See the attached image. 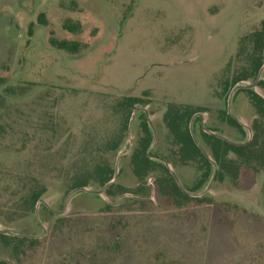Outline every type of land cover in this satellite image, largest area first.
I'll return each mask as SVG.
<instances>
[{
    "label": "rangeland",
    "instance_id": "374dc122",
    "mask_svg": "<svg viewBox=\"0 0 264 264\" xmlns=\"http://www.w3.org/2000/svg\"><path fill=\"white\" fill-rule=\"evenodd\" d=\"M263 24L264 0H0V230L41 235L29 196L40 190L49 206L39 207L47 234L20 253V264H264V168L246 167L238 181L216 175L209 193L183 192L202 202L177 205L158 193L162 170L142 182L135 174L133 155L149 134L143 114L129 139L134 111L146 109L156 134L151 154L173 161L185 192H203L213 172L203 189L189 192L203 166L177 157L166 115L191 107L206 129L248 142L250 132L222 112L244 66L241 40ZM261 81L264 73L254 91L264 98ZM130 98L139 103L130 107ZM230 111L254 136L257 114L245 92L234 94ZM98 168L112 179L118 170L113 185L127 193L97 199L80 192L58 214L72 191L104 187ZM140 186L147 194L131 193ZM0 257L17 264L1 243Z\"/></svg>",
    "mask_w": 264,
    "mask_h": 264
},
{
    "label": "trees",
    "instance_id": "16d2710c",
    "mask_svg": "<svg viewBox=\"0 0 264 264\" xmlns=\"http://www.w3.org/2000/svg\"><path fill=\"white\" fill-rule=\"evenodd\" d=\"M52 44L60 49H64L70 52H75L78 50L77 44L69 45L66 42H56L52 40ZM264 24L260 30L255 31L247 36H245L240 43L239 52L237 55L238 60H242L244 63L242 73L237 75L235 79L230 83L227 90L232 89L235 85L242 83L250 79H256L258 72L264 65ZM260 86H264V82L261 81ZM245 92L254 107L257 114V119L254 122L253 139L245 145H234L225 140L219 139L204 132L203 128L200 127L201 137L199 142L203 148L207 151L210 157L217 163V179L222 178L225 174L229 175L234 181H238L241 177L242 170L246 167L250 169L258 170L264 168V98L258 95L254 90H239ZM130 107H134L139 103L138 99L130 98V100L125 101V104ZM124 103L122 105H125ZM196 109L191 107L185 108H171L166 115V122L169 129L174 137L175 145L178 146L177 157L183 162H199L203 167L201 169L200 180L197 185L189 192L197 193L206 185L213 172V165L211 162L203 155L198 146L195 144L190 129L189 122L192 116L197 113ZM224 120L228 122L233 127H236L240 132L246 135V130L242 125H240L235 119H233L228 112L225 110L222 112ZM197 122H200L197 119ZM145 131L148 134L147 137L141 140L142 149L145 151L140 153H135L134 164H135V174L138 179L142 182L145 181L146 176H148L153 171L160 169L165 175L164 180L160 181L158 184V193L160 196H170L177 203L178 200L183 199L187 201H199L202 202L203 199H194L182 192L178 187L174 178L170 174L168 168L164 163L156 160H151L146 150L152 142V134L149 131V127L146 122H144ZM217 133V130L211 129ZM170 164L173 161L166 160ZM97 174L100 175V184L105 186L108 182L112 180V172L104 168H98ZM247 178L245 182H248ZM84 187H87L86 185ZM74 188L72 187V190ZM148 188L146 186H140L131 193L134 194H147ZM42 191H35L29 196L31 205H35L42 197ZM108 196L114 197L115 195L127 193L125 189L121 188L117 184L110 186L106 191ZM100 199V196H95ZM106 209H112V207L106 204ZM46 211V208H44ZM52 214L51 212L47 211ZM54 215V214H52ZM64 226L69 224L68 219L64 218ZM70 225V224H69ZM112 226H115L114 224ZM62 228V227H61ZM58 228L59 230L61 229ZM112 230V229H111ZM117 228L114 227L110 231L111 238H115L120 234V230L116 231ZM116 231V232H115ZM43 240L38 239H27L19 238L14 236H9L0 233V243L3 246L11 247L13 253L15 254V260L17 264H20V253H28V251L33 250L37 243H42ZM0 264H8L0 260Z\"/></svg>",
    "mask_w": 264,
    "mask_h": 264
},
{
    "label": "water",
    "instance_id": "95a60500",
    "mask_svg": "<svg viewBox=\"0 0 264 264\" xmlns=\"http://www.w3.org/2000/svg\"><path fill=\"white\" fill-rule=\"evenodd\" d=\"M263 73H264V65H263L262 68L260 69V71H259V73H258V76H257L256 80H255L252 84H250V85H246V86H243V85H240V84L235 85V86L233 87L231 93H230L229 100H228V109H227L228 114H229L233 119H235L240 125H242L245 129H247V130L250 132V134H251V137H250V139L248 140V142H245V143H235V142H232L231 140H229L228 138H226V137H224V136H221V135L217 134V133L214 132V131H211V130H209V129H206V128L203 126V124H204V116H203L202 114H200V113H199V114H196V115L192 118L191 123H190V132H191L192 138H193L195 144H196V145L198 146V148L200 149V151L203 153V155H204V156H205V157L211 162V164H212L213 167H214L213 175H212V178H211V180H210V182H209L207 188H206L203 192H201L200 194H189V193L185 192V191L183 190L182 186H181V183H180V181H179V178H178L177 175L175 174V172H174V170L172 169L170 163L167 162L166 160H163V159L158 158V157L154 156L153 154H151V149H152V147H153V145H154V143H155V141H156V134H155V131H154L153 127H152V124H151L150 119H149V114H148V112H147L146 109H142V108H140V109H137V110L134 111V113H133V115H132V118H131V121H130V124H129V139H131V129H132L133 122H134V120H135L136 115L138 114L139 111H144V112L147 114V116H148V121H149L150 127L152 128L153 133H154V134H153L154 137H153V139H152V142H151V144H150V146H149V148H148V150H147V155H148V157H149L151 160L160 161V162H162V163L165 164V166L168 168L170 174L172 175V177L174 178L175 182L177 183L178 187L182 190V192L186 193L187 195L193 196V197H201V196L205 195L206 193H209V192H210V190H211V186H212V184H213V182H214V180H215V178H216V175H217L218 166H217V163H216V162H215V161L209 156V154L204 150V148L202 147V145L199 143V141L197 140L196 136L194 135L193 130H192L193 122H194V120H195L196 117H200V118L202 119V126H203L204 131H205L206 133H208V134H210V135H212V136H215V137H217V138H219V139L225 140V141H227V142H229V143H232V144H234V145H245V144L249 143V142L252 140V138H253L252 131H251V129H250L248 126H246L241 120L236 119V118H234V117L231 115L230 104H231V101H232V98H233L234 94H235L238 90H255V89L258 87V83H259V81L261 80V77H262ZM118 164H119V160L117 161V164H116V167H117V168H118ZM118 174H119V172H118V170H117L116 173H115L114 178H113L110 182H108V183H107V184H106L101 190L94 191V190L88 189L87 187H80V188H78V189L72 191V192L69 194V196L67 197L66 204H65V208H64L61 212H57V213L60 214V215L65 214L66 211H67V208H68V207H67L68 201L70 200V198H71L73 195H75V194H77V193L85 192V193H89V194H93V195H97V196H104L105 193H106V191H107V189H108L111 185H113V184L116 182V180L118 179ZM41 205H44V206L49 207L48 204H47V202H45V201L42 200V199H40V200L37 202V206H36V216H37V220H38L39 224H41L42 229H43V232H42L41 235H38V236H30V235L15 234V233H12V232H4V231H1V230H0V233L5 234V235L8 234V235H11V236H14V237H19V238H27V239H41V238L45 237L46 234H47V229L43 226V224L41 223L40 218H39V207H40ZM50 209H51V208H50ZM0 260L3 261V262H6V263H8V264H14L13 262H10L9 260L3 259V258H1V257H0Z\"/></svg>",
    "mask_w": 264,
    "mask_h": 264
},
{
    "label": "flooded vegetation",
    "instance_id": "af4514ba",
    "mask_svg": "<svg viewBox=\"0 0 264 264\" xmlns=\"http://www.w3.org/2000/svg\"><path fill=\"white\" fill-rule=\"evenodd\" d=\"M239 91V90H238ZM140 109V108H139ZM137 110V109H136ZM138 113H141V114H143L145 117H146V123H148L149 124V121H148V116H147V114L144 112V111H139ZM196 114H199V113H195L193 116H192V118L196 115ZM197 119H199L200 120V122H201V124H200V127H202L203 128V126H202V119L200 118V117H197V118H195V121L197 120ZM150 125V124H149ZM206 128V127H205ZM203 130H204V128H203ZM205 132V131H204ZM53 211V210H52Z\"/></svg>",
    "mask_w": 264,
    "mask_h": 264
}]
</instances>
